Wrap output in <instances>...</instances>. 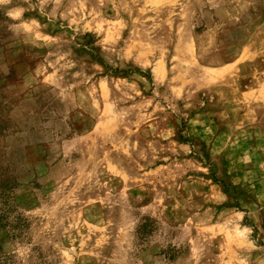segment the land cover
<instances>
[{
	"label": "rangeland",
	"instance_id": "374dc122",
	"mask_svg": "<svg viewBox=\"0 0 264 264\" xmlns=\"http://www.w3.org/2000/svg\"><path fill=\"white\" fill-rule=\"evenodd\" d=\"M0 123L11 264H264V0H0Z\"/></svg>",
	"mask_w": 264,
	"mask_h": 264
},
{
	"label": "trees",
	"instance_id": "16d2710c",
	"mask_svg": "<svg viewBox=\"0 0 264 264\" xmlns=\"http://www.w3.org/2000/svg\"><path fill=\"white\" fill-rule=\"evenodd\" d=\"M4 129L0 123V132ZM16 179L11 174L0 172V228L11 226L7 222V216L11 209L12 194L11 190L15 186ZM16 226V224L14 225ZM152 225L145 224V221L139 225V233L146 234L150 231ZM13 228V227H10ZM0 264H11L9 257L1 251L0 247Z\"/></svg>",
	"mask_w": 264,
	"mask_h": 264
},
{
	"label": "crops",
	"instance_id": "0c3cea01",
	"mask_svg": "<svg viewBox=\"0 0 264 264\" xmlns=\"http://www.w3.org/2000/svg\"><path fill=\"white\" fill-rule=\"evenodd\" d=\"M239 54H240V53H239ZM236 57H239V56H238V54H237V56H236Z\"/></svg>",
	"mask_w": 264,
	"mask_h": 264
}]
</instances>
